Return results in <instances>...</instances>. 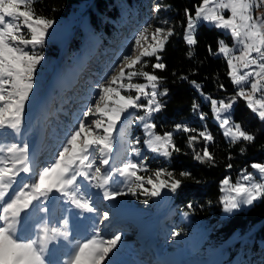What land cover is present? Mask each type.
<instances>
[{"label":"snow or ice","instance_id":"obj_1","mask_svg":"<svg viewBox=\"0 0 264 264\" xmlns=\"http://www.w3.org/2000/svg\"><path fill=\"white\" fill-rule=\"evenodd\" d=\"M33 2L34 0H0V128L19 130L26 104L34 91V77L37 68L44 59L42 54H36L27 49L28 46L35 49L42 45L48 30L53 26L51 19L35 12L32 7ZM251 9V0H201V3L196 6L194 16L189 13L188 9H185L187 26L184 40L189 46L197 43L194 34L199 22L213 23L216 28L231 33L232 38L240 47L234 50L221 40L218 42L217 52L225 56L229 69L228 76L234 85L239 86L236 96L243 98L247 102V107L264 121V96L260 98L256 96L264 90V18L254 17ZM225 12L229 14L226 16ZM25 29H27V38ZM147 32L148 29L145 28L136 37L135 45L140 48L139 54L134 58L130 56L123 58V66L119 74L113 75L107 86L105 84L98 86V99L94 105H90L83 112L84 118H88L90 114L105 118L92 120L97 131L94 132L85 120H81L79 127L66 138V143L59 151L54 163L49 167H44L35 182L24 184L6 202L0 203V222H2L0 223V264H45L43 253L48 244L66 233L57 227L49 228L46 224L40 228L41 234L36 239L20 240L16 233L22 216L30 211L41 198L48 197L53 191L68 197L69 202L76 209L84 212H93L95 208L90 197H80L72 191L80 177L87 180L93 187L102 190L104 200H115L125 194L123 191L110 190L112 176L104 174L101 167H94L91 161V151L94 148L98 149L101 155L105 156L100 163L108 165L110 161L107 154L114 150L113 132L125 113L129 109L142 108L145 110V116H141L140 119L144 120L146 116L159 111L162 107L157 97L166 95L167 89L159 93L156 91L161 78L148 71L133 69L141 63L143 57L155 56L159 61L158 52L164 50L165 43L173 34V30L169 28L165 31L160 27L155 28L152 34L154 43L144 47L142 41L147 40L145 35ZM209 51H212L211 48ZM143 63L147 65V61ZM151 67L153 70H163L165 65L157 62ZM242 70L244 71L241 74ZM136 76L143 77L146 83H132V78ZM125 79L129 81L127 84L123 82ZM192 83L199 89V84L195 81ZM246 84L248 88L243 86ZM149 88L151 91L147 90ZM122 90H134L135 95H125ZM142 98H148L147 104L140 103ZM217 103L212 100L217 116L232 106L231 102L226 104L220 101L217 107ZM196 107L197 105L193 104V108ZM225 126L227 127L224 135L230 137L233 144L241 139L248 142L255 140L254 135L243 130L239 123L233 125L230 118L226 117L221 120L220 127L225 128ZM143 127L151 130L155 128V125L145 123ZM180 127L176 125L177 129ZM100 129L103 134H100ZM184 131L187 132L189 129L184 128ZM147 135L150 138L146 139L144 144L152 152L170 157L172 152L180 151L173 143L170 132L158 135L149 131ZM199 136L203 137L206 142L212 140L206 132H200ZM196 139L195 136L189 137V147ZM133 143L138 144L139 141L135 140ZM6 151L12 154V162L11 166H8L7 159H0V165H2L0 166V201L5 200L20 171L28 173L32 170L28 163L27 145L21 147L12 144ZM133 152L139 154L140 149L134 147ZM194 159L203 162L205 159L211 161L214 157L205 147L203 155L197 152ZM139 167L138 163L128 160L119 172L121 176L135 178L132 182L134 187L128 188V194L136 195L139 189L151 197H156L163 189L175 193L182 185V180L175 178L173 171L158 169L153 179L137 175ZM251 168L257 170L260 174L259 179L264 181V164L252 163ZM179 175L190 177L191 173L181 171ZM242 180L244 182L231 185L230 192L234 195L225 197L221 201L227 213L233 212L241 205H250L264 196V183H248L252 181V173L243 175ZM145 183L151 187H145ZM222 184L229 185V179L225 178ZM102 215L105 220L109 218L108 212ZM172 235L175 237L179 233L174 232ZM119 240L120 236L116 235L100 243L91 239L82 242L71 256L70 264H104L106 257L116 247Z\"/></svg>","mask_w":264,"mask_h":264},{"label":"rangeland","instance_id":"obj_2","mask_svg":"<svg viewBox=\"0 0 264 264\" xmlns=\"http://www.w3.org/2000/svg\"><path fill=\"white\" fill-rule=\"evenodd\" d=\"M200 3L201 1L198 5ZM251 3L252 15L254 17L264 18V0H251ZM88 4L89 2L87 1H79L66 14L51 19L53 21V26L48 30L45 39L48 42L55 43L62 50L66 46L74 26L79 24L83 28L86 37L95 38L98 42L103 41L104 44H100L94 54H92L90 50H84L80 54L79 57L81 59L89 56L90 63H82L81 66L79 64L76 65L80 66L82 71L79 76H77L78 73L71 74L69 72L67 74V77H70L69 83L71 86H68L67 91H62V96H67L64 100V104L59 102V104H63L64 113L55 110L57 113L49 115V107L47 106V100L51 93H53L56 88H61L66 84L64 76L61 75L62 72L58 64V55L48 53L46 54V60L44 58L41 61L34 77V91L26 104L23 113V122L19 130L0 128V150H3L0 151V159H7L8 166H11L12 154L7 153V148L12 144H17L21 147L27 145V158L32 170L28 173L23 171L19 172L5 200L0 201V203L6 202L14 195L15 191H18L24 184L35 182L39 172L42 171L44 167H49L54 163L56 156L66 143V138L72 131L79 127V122L81 120H85V123L94 132L97 131L95 125L92 124V120L105 118L91 114L88 118H84L83 112L86 111L90 105H94L98 99V86L100 84H105L107 86L109 79L113 75L119 74L125 56L134 58L139 54L140 48L135 45V40L141 31L145 28L148 29V32L145 34L147 40L142 41L144 47H147L148 44L154 43L152 34L155 28L160 27L165 29V31L169 29L168 24L164 23L167 19L165 8L156 0H147L142 5L139 12H134V18L123 22L122 26L116 30L115 35L110 37L109 34H112V32L107 33L103 29H101L100 32H95L97 30H90L88 25V13L86 11ZM228 14L229 13L225 12L226 16ZM192 15H195V11ZM206 23L214 26L213 23ZM186 26L187 21L183 31V38ZM217 29L229 35L230 41L222 39L229 48L235 50L240 47L232 38L229 31L220 28ZM24 31L27 38V29ZM103 35L107 37L106 41H104ZM113 44H115L116 47L113 51H110L109 49ZM27 50L36 53L35 49H32L31 46H28ZM216 53L225 58L222 53H218L217 51ZM236 54H238V52H236ZM81 59H79V62ZM91 66L97 70V73H87V71L92 68ZM133 70L139 71L136 68ZM126 71L129 70L126 69ZM243 71L244 70L241 71V74ZM42 81L43 87L39 86ZM123 82L127 84L129 81L125 79ZM131 82L146 83V80L144 78L136 80L133 77ZM250 82L251 81H249V83ZM196 83L199 84L198 82ZM234 86L236 87L237 93L239 86ZM243 86L248 88L247 84ZM147 90L151 91L150 88ZM197 90L202 100L209 103L212 117L219 123V126L221 120L226 117L230 118L233 125L236 123L231 118L235 96H231L228 99H217L202 92L200 87L199 89L197 88ZM122 93L125 95H135L134 90H122ZM256 96L257 98L264 96V90L257 93ZM212 100L218 102L217 107H219L220 101L226 104L231 102L232 106L227 111H222L219 116H217L212 106ZM58 101L57 95L52 96V102L54 104ZM145 104H147V101ZM132 110L135 109H129L128 112L125 113L123 119L118 122L117 128L113 132L114 150L112 153L107 154L110 163L106 166L102 165L100 161L104 159L105 156L101 155L100 151L96 148L91 151V161L94 167H101L104 174H111L112 176L109 185L110 190L123 191L125 193L124 195L128 193L127 190L129 187H134L132 182L135 178L121 176L119 174L123 164L128 160H132L140 165L139 169H142L143 163L147 160L146 156L152 158L159 156L158 153L152 152L147 145L144 144V141L150 138L147 132L150 131L158 135L169 133H157L153 129L146 130L143 125L145 123H151V115L141 120L140 117L145 116V110L136 113L134 119L130 118L125 121L126 115L129 116ZM251 113L255 114L252 111ZM135 124H138L137 126L140 130H137ZM226 127L227 126H225V128L220 127L223 133ZM99 131L100 134H103L102 129ZM226 138L231 140L230 137ZM135 140H138L139 143L134 144L133 141ZM134 147L140 149L139 154L133 152ZM252 163L264 164V158L262 161H251L249 167L246 165L238 168L234 174V178L231 177L230 173H227L219 180V218H225L232 213L224 211V205L221 201L225 197L234 195V193L230 192V187L237 182H244L242 180L243 175L252 173V181L248 183H264V181L259 179L260 174L258 171L251 168ZM154 173L155 172L150 170L145 172L143 176L145 178L152 177L155 179ZM137 175L139 174L137 173ZM225 178L229 179V185L222 184ZM144 186L148 188L151 187L146 183ZM72 191L76 192L80 197H90L95 211L84 212L76 209L69 202L68 197L53 191L48 197L41 198L30 211L26 212L18 225L16 233L17 238L25 241L36 239L41 234L40 228L45 224L48 225L49 228L57 227L62 232L66 233V235L58 236L48 244L43 253L45 264H70V258L80 243L90 239L100 243L116 235L120 236V240L117 242L116 247L108 254L104 264H165V262L169 264H187L190 262V264H192L198 261V263H200L202 260L204 264H210L211 262L219 264L222 261L219 257L223 249L227 248L230 244H234L238 238L244 235L238 231H234L223 243L216 244L209 240L203 236L199 225L192 222L187 214L175 212L172 202L173 194L168 189H163L161 194L156 197H151L138 189L136 197L133 195L132 199L127 195V197L121 195L115 200H104L102 190L93 187L87 180L80 177L77 180L76 186L72 188ZM247 206L249 205H241L238 209H244ZM104 212L109 213V218L107 220L103 218L102 214ZM77 230L80 235L74 234ZM125 230H128V232H126L128 235L124 234ZM134 232H137L138 235L132 237L131 234H134ZM174 232H178L179 235L173 237L172 234ZM82 234L84 236H82ZM152 252H154V255ZM159 254L161 255L159 256ZM241 257L242 256H239V254H236L227 264H257L253 263L251 260L249 261L248 257H246L245 260ZM169 259H172L173 262H169ZM247 260L249 261L248 263ZM221 264L225 263L222 262Z\"/></svg>","mask_w":264,"mask_h":264},{"label":"trees","instance_id":"obj_3","mask_svg":"<svg viewBox=\"0 0 264 264\" xmlns=\"http://www.w3.org/2000/svg\"><path fill=\"white\" fill-rule=\"evenodd\" d=\"M79 1L89 2L86 11L90 30L100 32L103 29L107 33L112 32L109 34L111 37L115 35L123 22L134 18V12H139L147 0H34L32 7L38 15L53 19L66 14ZM156 1L165 8L166 24L173 30V34L166 41L164 50L158 52L159 61L155 56L143 57L141 63L135 68L139 71H148L161 78L157 87L158 93L167 89L166 95H158L157 100L162 107L151 114L150 122L155 125L153 129L155 132L172 133L173 143L180 151L172 152L170 157L146 156L147 160L143 163L142 169L137 170V173L143 176L147 171L155 172L161 168L173 171L175 178L182 180L181 187L175 193L172 192L175 212L187 214L192 222L199 225L203 236L216 244L222 243L234 231L244 234L234 244L223 249L220 259L227 263L233 259L234 255L239 254L243 260L248 257L253 263L264 264V196L225 218L218 217L220 210L219 180L227 173L234 178L238 168L246 165L249 167L251 161H262L264 158V121L251 113L243 98L236 96V87L228 76L226 59L216 53L218 42L222 39L230 41V37L206 22H199L194 34L197 43L189 46L183 38L187 21L185 9L193 14L196 5L201 0ZM102 37L106 41L107 37L105 35ZM100 44L104 42L86 37L83 28L77 24L62 50L46 39L42 45L35 48L36 53L42 54L45 60L48 53L58 55L61 75L66 81L65 85L56 88L49 96L47 100L49 115L57 113L55 110L64 109L59 102L67 97L62 96V91H67L68 86H71L70 77H67V74L69 72L78 73L77 76H79L82 72L80 69L82 63H90L89 56L81 59L80 54L84 50H90L94 54ZM113 47L114 45H111V48ZM143 61H147V65H144ZM157 62L163 63L165 68L153 70L151 65ZM77 64L80 66H76ZM91 67L87 73L97 72L93 66ZM134 79L141 80L143 77L138 76ZM192 81L198 82L200 90L210 97L228 99L235 96L231 118L239 123L243 130L254 135L255 140L248 142L241 139L233 144L230 139L226 138L219 123L212 117L209 103L202 100ZM42 85L43 81L39 86L43 87ZM54 95H57V100H59L56 104L52 102ZM146 101V98H142L140 103L145 104ZM193 104L197 107L193 108ZM143 110L135 108L129 116L126 115L125 121L130 118L134 119L135 114ZM137 125L135 124L137 130H140ZM176 125L181 127L177 129ZM184 128H188L189 131H184ZM200 132H206L212 140L206 142L203 137L199 136ZM192 136L197 139L189 147V137ZM205 147L214 159L211 161L205 159L203 162L194 159L197 152L203 155ZM181 171L189 172L191 176L181 177L179 175ZM126 195L132 199L133 195L128 193ZM126 195L123 196L127 197ZM249 261L247 260V263Z\"/></svg>","mask_w":264,"mask_h":264},{"label":"bare ground","instance_id":"obj_4","mask_svg":"<svg viewBox=\"0 0 264 264\" xmlns=\"http://www.w3.org/2000/svg\"><path fill=\"white\" fill-rule=\"evenodd\" d=\"M74 234H76V235H80V233L78 232V230H77V232L76 233H74ZM82 236H84L83 234H82ZM206 258V257H205ZM168 260V259H167ZM170 261H172L173 262V260L172 259H169V262ZM163 262V261H162ZM161 262V263H162ZM181 262V261H180ZM199 262V261H198ZM198 262H195V263H192V264H197ZM165 264H169L168 262H165ZM181 264H185V263H181ZM187 264H190V262L189 263H187ZM198 264H204V262H203V260L200 262V263H198ZM210 264H215L214 262H211Z\"/></svg>","mask_w":264,"mask_h":264}]
</instances>
